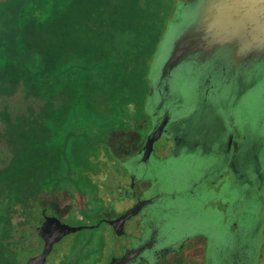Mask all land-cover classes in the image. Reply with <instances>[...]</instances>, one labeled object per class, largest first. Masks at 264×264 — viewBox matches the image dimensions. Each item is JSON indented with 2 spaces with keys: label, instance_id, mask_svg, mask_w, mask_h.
<instances>
[{
  "label": "trees",
  "instance_id": "trees-1",
  "mask_svg": "<svg viewBox=\"0 0 264 264\" xmlns=\"http://www.w3.org/2000/svg\"><path fill=\"white\" fill-rule=\"evenodd\" d=\"M174 7L0 0V264H26L17 219L35 214L42 196L65 192L86 215L111 135L145 132L146 76ZM73 253L59 264L99 262V251Z\"/></svg>",
  "mask_w": 264,
  "mask_h": 264
},
{
  "label": "flooded vegetation",
  "instance_id": "flooded-vegetation-1",
  "mask_svg": "<svg viewBox=\"0 0 264 264\" xmlns=\"http://www.w3.org/2000/svg\"><path fill=\"white\" fill-rule=\"evenodd\" d=\"M263 67L264 59L234 62L230 59L228 49L216 51L204 67L193 74L194 79L188 89L182 91L174 88L170 95L159 99V105L170 103L173 108L171 113L174 114L165 132L153 141L150 154L141 153L132 163H125L145 145L147 131L151 127L150 116L147 119L148 126L135 147L123 145L119 154L109 148L111 162H116L121 169L115 185L117 194L109 201L110 210L101 209L89 212L92 215L82 216L74 206L58 207L56 211L41 206L36 211L38 225L44 223L46 218L55 216L62 223L82 225L83 228H96L104 224L115 235L114 227L107 221L136 207L135 213L124 220L122 232L115 235L119 250L111 253L104 263L101 257L98 264L100 261L107 264L111 258L120 257L124 251L130 250L133 242L145 231L150 237L149 248L142 250V254H134L129 259L130 263H127L147 264L146 259L157 257L160 251L178 248L168 251L162 259L152 264H160L169 255L180 256L186 249L190 250L191 264H206L208 238L199 230L194 233L195 228L190 226L193 225L191 221L204 215L199 203L205 188L206 192L217 191L231 180L236 187L241 183L261 182L256 187L257 206L261 213L264 212V156L255 154L264 139L263 132L259 130L263 120L257 119V116L255 119L249 117L242 109L249 93L263 81ZM215 144L219 145L217 152L210 153ZM182 160L190 162V168L194 164L196 168L175 188L172 180L162 176L160 170ZM93 177L97 182V176ZM99 184L97 198L90 201L92 205L106 200L99 195ZM236 191L232 193L236 194ZM214 196L219 197V193H214ZM194 203L197 209L186 207ZM180 205L182 207L177 209ZM72 211H76L73 213L75 217L71 216ZM188 218L191 219L186 221ZM174 223H179L178 227H174ZM174 229L176 233H173ZM38 238L43 247V239ZM227 247L228 242L216 255H220ZM103 249L105 251L107 248L103 246ZM48 256L44 264H47ZM263 256L264 226L256 264H264Z\"/></svg>",
  "mask_w": 264,
  "mask_h": 264
},
{
  "label": "water",
  "instance_id": "water-1",
  "mask_svg": "<svg viewBox=\"0 0 264 264\" xmlns=\"http://www.w3.org/2000/svg\"><path fill=\"white\" fill-rule=\"evenodd\" d=\"M183 18L186 25L172 43L167 57L162 62L157 61L166 30L174 22H180ZM221 49H228L230 59L234 62L264 59V0H191L186 2L176 0L174 10L166 22V27L152 55L146 76L148 94L145 99V111L150 116L151 127L147 131L145 145L125 163H132L141 153L150 154L153 141L165 132L167 123L174 113H171L173 108L170 103L164 102L159 105V99L172 93L175 70L182 64L197 68L204 67L206 61ZM255 154L259 157L264 156V139L258 145ZM260 183L257 181L250 184L241 183L236 187V194L240 200L257 201L256 187ZM135 211L136 207H132L116 219L107 221L114 227L115 235L122 232L124 220L132 216ZM220 213L218 212L217 215ZM242 217L243 220L240 219V222L247 218ZM263 226L264 212L261 213L259 209V214L251 221L249 233L252 236V242L248 244L243 237L239 236L240 228L235 221L231 229V234L235 235L234 241H228V247L224 252L221 251L220 255H214L212 258L208 254L206 264H256ZM82 228V225L62 223L55 216L46 218L44 223L37 224L35 227V233L44 241L42 250L28 257L25 263L44 264L55 242L64 235ZM149 242V233L145 231L136 242H133L130 250L124 251L120 257L111 258L107 264H129V259L134 254H142V250L149 248L147 246ZM167 251V249L162 250L157 257L151 260L146 259L147 264L162 259Z\"/></svg>",
  "mask_w": 264,
  "mask_h": 264
},
{
  "label": "rangeland",
  "instance_id": "rangeland-1",
  "mask_svg": "<svg viewBox=\"0 0 264 264\" xmlns=\"http://www.w3.org/2000/svg\"><path fill=\"white\" fill-rule=\"evenodd\" d=\"M176 1V0H173ZM186 1V0H180ZM183 18L180 22H174L168 29L166 30L165 37L160 46L159 57L157 61L162 62L165 57H167L171 45L177 36L182 32L186 22H184ZM157 66V63H156ZM203 67H192L190 65H180L173 75L174 84H172L175 90L181 89L182 91L188 89V86L194 79L195 72ZM264 68V67H263ZM242 109H245L249 117L255 119H262L263 122L259 127V130L264 134V79L261 83H259L247 96L246 100L242 105ZM241 109H239L238 113H240ZM254 124V123H253ZM138 126H135L133 129L129 130L126 133L116 132L111 135L110 144L111 149L114 150L116 154L121 153V147L124 145L130 146V148L135 147L136 142L138 141V137L136 134V130ZM142 136V135H141ZM127 143V144H125ZM219 145L215 144L211 147L210 153L217 152ZM125 151V150H124ZM111 160V158H110ZM109 165L102 167V169L97 173V183L101 185V189L99 191V195L102 196L103 199H106L104 202L98 204L94 203L93 205H89V212L100 211L102 210H110V199L114 197L117 193L115 185L118 180V173H120V165L116 162L108 163ZM190 162L180 161L178 163H171L164 169L160 170L162 176L168 177V179L172 180L173 186L178 187V183H181L183 179H186L191 173L192 169L196 166L194 164L193 168H190ZM105 165V164H100ZM99 165V166H100ZM205 183V181H204ZM113 186V188H112ZM236 189V185L233 180L226 182L225 187H221L217 189V191H209L206 192V188L202 193L199 207L201 211H204V215L200 217L198 220L190 223L195 228L194 233L199 230L203 234H205L208 238V254L211 257H214V254H218L220 250L226 247L227 242L234 241V236L231 234V229L233 228V223L237 222V227L240 228L239 236L243 237L244 240L251 244L252 236L250 235V225L251 221L259 214V207L257 206L256 200H240V197L235 196L234 190ZM218 192L219 197L214 196V193ZM239 197V198H238ZM238 198V200H237ZM39 208L41 206H45L48 209L57 210L58 207H73L77 204L76 201L70 198V196L61 192L55 195H44L37 201ZM55 204V205H54ZM181 205L177 207L180 208ZM187 208L191 207L193 210L197 209V204H193L192 206L187 205ZM74 210V209H73ZM92 210V211H91ZM62 212V211H60ZM74 212H71V216H74ZM87 212L86 215H92ZM218 212H221L220 215H217ZM77 213L84 216V214L78 209ZM31 213V215H25L22 217L23 224L18 227V234H22L25 237V244L27 249L28 257L36 255L41 250V242L35 233V227L38 224V220L36 219V215L38 214ZM85 215V216H86ZM242 216H246V220L240 222V219L243 220ZM191 218H188L189 221ZM92 219L91 221H93ZM16 221V222H17ZM75 221V219H72ZM179 223L175 224L174 227H178ZM18 226V225H17ZM175 230V229H174ZM176 233V231H175ZM118 239L113 233L108 230L104 224H101L96 228H82L78 231L68 233L59 241H57L52 248L51 253L48 256L47 264H59L60 254L65 253L66 256L71 255L73 252L77 250H90L100 252L99 259L103 258L104 260L109 257V255L113 252H117L119 250ZM165 244V241H162ZM103 246L107 249L104 251ZM119 246V247H118ZM162 247V246H160ZM113 248L110 252V249ZM168 251H172L169 249ZM167 251V252H168ZM189 249L183 251L180 256L169 255L164 261L160 264H191V256L189 254ZM166 252V253H167ZM74 254V253H73ZM213 254V255H212ZM95 256L88 257V264H93L95 261ZM97 258V257H96ZM264 259V256H263ZM26 262V260H25ZM102 261H100V264Z\"/></svg>",
  "mask_w": 264,
  "mask_h": 264
}]
</instances>
